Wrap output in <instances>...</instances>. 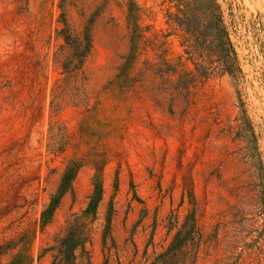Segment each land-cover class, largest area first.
<instances>
[{
  "label": "rangeland",
  "instance_id": "rangeland-1",
  "mask_svg": "<svg viewBox=\"0 0 264 264\" xmlns=\"http://www.w3.org/2000/svg\"><path fill=\"white\" fill-rule=\"evenodd\" d=\"M75 242L73 264H264V0H0V264Z\"/></svg>",
  "mask_w": 264,
  "mask_h": 264
},
{
  "label": "trees",
  "instance_id": "trees-1",
  "mask_svg": "<svg viewBox=\"0 0 264 264\" xmlns=\"http://www.w3.org/2000/svg\"><path fill=\"white\" fill-rule=\"evenodd\" d=\"M211 21H212L211 26H213L214 31L218 34V40H219L218 50L220 51L222 57V61H221L222 70L223 72H228L232 74L234 70L233 60H232L234 51L227 36L226 29L222 23V18L221 16L215 19L213 17ZM63 22L66 25V22L65 21ZM63 31H66V28ZM61 34L64 37L66 45L73 48L72 56L67 58L62 64L63 73H65L68 76L74 75L82 68L85 58L91 49L90 26H86L84 28L83 40L75 41L76 43L74 44L70 42L69 35H65V33H61ZM187 48L188 49L186 50V53L190 56L196 53L197 50L199 49V47L193 45H190ZM204 50L207 51L206 57L208 59L211 58V55L213 54L211 47L206 46V48L204 47ZM189 58L192 60V56ZM213 62L214 61L212 60L208 61V67L204 69V73L201 74L200 76H202L203 78H208L214 72L215 69L212 67ZM195 66L197 65L195 64ZM192 78H193L192 82L187 85L188 88L190 87L191 84H193V82H195L196 76H192ZM63 180H62V186L60 187L57 197H60V195H62V193L64 192V188L62 189ZM54 201H52V203H54ZM65 239L67 238H64V241ZM77 242H82V241H77ZM76 244L77 243L75 242V244L71 245V247L64 250L63 258L66 264H73L72 263L73 257L72 255H70L71 254L70 252L77 246Z\"/></svg>",
  "mask_w": 264,
  "mask_h": 264
}]
</instances>
